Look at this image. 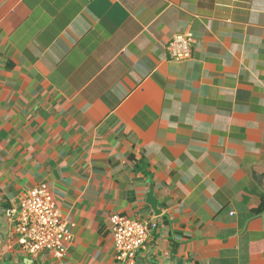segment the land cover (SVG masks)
<instances>
[{
    "label": "crops",
    "instance_id": "0c3cea01",
    "mask_svg": "<svg viewBox=\"0 0 264 264\" xmlns=\"http://www.w3.org/2000/svg\"><path fill=\"white\" fill-rule=\"evenodd\" d=\"M42 186L61 258L15 230ZM114 216L135 264H264V0H0V264H126Z\"/></svg>",
    "mask_w": 264,
    "mask_h": 264
},
{
    "label": "built area",
    "instance_id": "2783aa9c",
    "mask_svg": "<svg viewBox=\"0 0 264 264\" xmlns=\"http://www.w3.org/2000/svg\"><path fill=\"white\" fill-rule=\"evenodd\" d=\"M193 44L190 35L174 38L169 47L172 59L180 63L190 60ZM13 212L16 215L15 230L20 236L19 244L26 254L37 256L49 251L60 258L64 257L71 236L47 186L29 191ZM157 225V222L144 224L121 216L112 217L117 260L135 264L137 252L145 247Z\"/></svg>",
    "mask_w": 264,
    "mask_h": 264
},
{
    "label": "water",
    "instance_id": "95a60500",
    "mask_svg": "<svg viewBox=\"0 0 264 264\" xmlns=\"http://www.w3.org/2000/svg\"><path fill=\"white\" fill-rule=\"evenodd\" d=\"M147 203L151 206L155 215L159 216L161 214L160 213L161 211L158 208V203H157L156 197L154 196V191L152 187H151L150 193L147 196Z\"/></svg>",
    "mask_w": 264,
    "mask_h": 264
}]
</instances>
